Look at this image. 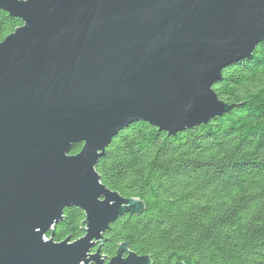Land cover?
Returning a JSON list of instances; mask_svg holds the SVG:
<instances>
[{
    "label": "water",
    "instance_id": "obj_1",
    "mask_svg": "<svg viewBox=\"0 0 264 264\" xmlns=\"http://www.w3.org/2000/svg\"><path fill=\"white\" fill-rule=\"evenodd\" d=\"M0 10L22 21L0 41V264H153L126 242L101 253L110 224L145 205L109 189L96 165L135 122L176 135L228 113L213 86L264 40V0H0ZM72 206L84 235L57 242Z\"/></svg>",
    "mask_w": 264,
    "mask_h": 264
},
{
    "label": "trees",
    "instance_id": "obj_2",
    "mask_svg": "<svg viewBox=\"0 0 264 264\" xmlns=\"http://www.w3.org/2000/svg\"><path fill=\"white\" fill-rule=\"evenodd\" d=\"M21 24L0 10V41ZM213 88L234 105L228 113L176 135L135 122L99 159L102 183L145 205L110 224L106 257L126 242L153 264H264V40L225 67ZM84 219L80 208H67L53 239H79Z\"/></svg>",
    "mask_w": 264,
    "mask_h": 264
},
{
    "label": "built area",
    "instance_id": "obj_3",
    "mask_svg": "<svg viewBox=\"0 0 264 264\" xmlns=\"http://www.w3.org/2000/svg\"><path fill=\"white\" fill-rule=\"evenodd\" d=\"M45 239V241H47L49 238H44Z\"/></svg>",
    "mask_w": 264,
    "mask_h": 264
},
{
    "label": "bare ground",
    "instance_id": "obj_4",
    "mask_svg": "<svg viewBox=\"0 0 264 264\" xmlns=\"http://www.w3.org/2000/svg\"><path fill=\"white\" fill-rule=\"evenodd\" d=\"M62 220H63V219H62ZM62 220H61V221H62ZM45 238H48V237H45Z\"/></svg>",
    "mask_w": 264,
    "mask_h": 264
}]
</instances>
